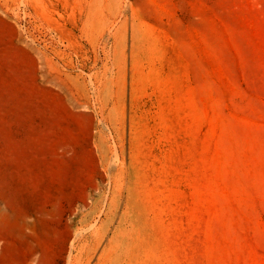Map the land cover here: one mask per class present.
<instances>
[{"label": "rangeland", "instance_id": "rangeland-1", "mask_svg": "<svg viewBox=\"0 0 264 264\" xmlns=\"http://www.w3.org/2000/svg\"><path fill=\"white\" fill-rule=\"evenodd\" d=\"M86 262L264 264V0H0V264Z\"/></svg>", "mask_w": 264, "mask_h": 264}, {"label": "bare ground", "instance_id": "bare-ground-1", "mask_svg": "<svg viewBox=\"0 0 264 264\" xmlns=\"http://www.w3.org/2000/svg\"><path fill=\"white\" fill-rule=\"evenodd\" d=\"M105 209V208H104ZM99 218V217H98ZM93 220V219H92ZM97 221V220H96ZM95 221V222H96ZM98 222H99V220H98ZM83 223V222H82ZM95 224V223H94ZM109 224V223H108ZM111 226V225H110ZM91 227H92V225H91ZM91 227H90V229H91ZM110 228V227H109ZM87 229H89V228H86V231H87ZM103 229V228H102ZM81 231H83V230H81ZM92 233V232H91ZM77 234L79 235V233L77 232ZM76 234V235H77ZM110 234V233H109ZM77 235V236H78ZM93 235V234H92ZM112 235V234H111ZM89 237V236H88ZM102 237H104V236H102ZM112 238V237H111ZM111 238H110V240H111ZM88 239V238H87ZM104 239V238H103ZM73 240H75V239H73ZM72 240V241H73ZM79 244V243H78ZM97 244V243H96ZM105 245V244H104ZM73 246V245H72ZM100 246V245H99ZM108 246V245H107ZM104 247V246H103ZM113 247V246H112ZM91 248V247H90ZM90 251V250H89ZM117 251V250H116ZM87 252V251H86ZM117 253V252H116ZM98 254V253H97ZM127 254V253H126ZM101 255H103V254H101ZM129 255V254H128ZM132 255H133V253H132ZM122 257V256H121ZM97 258V257H96ZM101 258V257H100ZM90 259V258H89ZM106 259H107V257H106ZM109 259V258H108ZM120 259V258H119ZM127 259H128V256H127ZM68 260H69V258H68ZM88 261V260H87ZM98 261V260H97ZM125 261V260H124ZM130 261V260H129ZM89 262V261H88ZM88 262H86V264L88 263ZM93 262V261H92ZM102 262H104L103 260H102ZM123 263V262H122ZM91 264V263H90ZM93 264V263H92ZM134 264V263H133Z\"/></svg>", "mask_w": 264, "mask_h": 264}]
</instances>
